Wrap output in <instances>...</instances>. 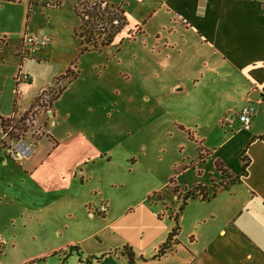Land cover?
Wrapping results in <instances>:
<instances>
[{
    "label": "rangeland",
    "instance_id": "1",
    "mask_svg": "<svg viewBox=\"0 0 264 264\" xmlns=\"http://www.w3.org/2000/svg\"><path fill=\"white\" fill-rule=\"evenodd\" d=\"M26 9V4L0 3V114H15L4 141L0 131V146L25 141L35 152L29 161L13 157L9 164L2 162L0 152V185L9 187L7 198L0 202V231L11 242L10 247L0 243L1 251L9 250L0 264H19L31 253H54L58 245H70L86 235L92 236L86 241L88 251L108 253L124 238L145 251L152 210L173 199L172 193L177 192L173 186L182 188L185 181L199 180L196 168L190 169L201 153L197 133L176 121L185 104L167 93L178 77L156 64L153 51L158 49L147 47L145 38L134 35V30L120 35L121 45L102 48L107 35L119 37L123 20L119 12L95 6L100 17L89 30L99 50L80 54L89 35L80 21L75 34L64 30L55 48L49 46L36 55L44 64L46 57L54 56L51 65L38 72L44 74L42 80L37 82L35 77L31 85L17 86L13 73L22 58ZM44 20L40 16L35 25ZM35 64H28L30 73L35 72ZM46 68L65 75L56 85L51 80L53 86L37 96L40 82H46ZM43 108L54 112L43 130L54 142L38 139V131L33 133L34 120ZM185 167L192 173L181 177ZM109 204L113 218L121 219L114 228L99 231L105 224L99 210ZM22 212L23 220L18 221ZM56 231L63 234L61 239L55 237Z\"/></svg>",
    "mask_w": 264,
    "mask_h": 264
},
{
    "label": "crops",
    "instance_id": "2",
    "mask_svg": "<svg viewBox=\"0 0 264 264\" xmlns=\"http://www.w3.org/2000/svg\"><path fill=\"white\" fill-rule=\"evenodd\" d=\"M50 1H59L60 5L50 8L33 0H6L27 5L22 58L13 76L17 83L16 76L23 72L29 80L17 86L31 85L35 77L37 82L42 80L44 74L38 75V72H44L43 67H49L54 56L46 57L44 64L36 55L44 53L49 46L55 48L64 30L75 34L80 21L86 20V14L100 1L107 9L119 12L123 20L121 29L118 28L119 37L116 34L102 48L121 45L124 41L120 35L134 30V35L145 38L147 47L158 49L153 51L156 64H162L163 71L177 75V81L169 86L167 93L183 99L185 104L178 110L176 121L183 128H194L197 133L201 153L190 169L196 168L194 173L199 180L185 181L182 188L173 186L177 191L172 193L173 199L152 210L147 231L149 247L145 251L125 238L121 239L122 245H113L108 253L88 251L86 241L92 236L86 235L70 245H58L59 250L54 253H31L30 259L19 264H42V261L61 264L64 259L65 264H131L126 248L134 253L133 264H264V0ZM40 16L45 18L43 24L35 25ZM26 36L35 40L38 49L31 44L25 46ZM29 63H36V73H30ZM64 75L58 69L46 68V82H40L37 96L53 86L51 80L56 85ZM35 101L36 98L32 104ZM249 105L256 108V113L246 129L239 116ZM52 108L39 111L33 133L38 131L41 135L38 139L51 138L54 142L49 132L43 133L49 125V114L54 116ZM0 117L15 119V114H0ZM0 131L4 141L7 136L1 124ZM9 142L0 146L2 162L9 164L13 157L12 160L27 158L29 161L35 155L25 141L29 146V154L25 156L18 154V142ZM42 160L38 162L42 164ZM244 160L248 162L245 173ZM208 165L211 169L206 170ZM190 169L185 167L180 176L192 173ZM8 188L0 185V202L7 198ZM194 188H197L195 197L188 199L179 213L185 193ZM33 202L37 204V199ZM104 206L106 211L103 213L100 208L99 214L105 224L99 231L114 228L121 219V216L113 218L111 204ZM24 212L18 221L23 220ZM175 227L178 232L169 242L170 248L155 259ZM7 229L5 224L3 230ZM62 236L56 231V238ZM0 238L3 246H11L1 231ZM15 241L12 250L16 248ZM4 249H0V258L9 254ZM74 249L79 253L77 257Z\"/></svg>",
    "mask_w": 264,
    "mask_h": 264
},
{
    "label": "trees",
    "instance_id": "3",
    "mask_svg": "<svg viewBox=\"0 0 264 264\" xmlns=\"http://www.w3.org/2000/svg\"><path fill=\"white\" fill-rule=\"evenodd\" d=\"M14 1H18V0H14ZM96 8H98V6H96ZM87 15H89L90 16V18L91 17H93L95 20H96V18H99L100 17V14L97 12V11H94V8H93V10L92 11H89L88 12V14ZM83 21L85 22V24H83V26L85 27V28H87V30H86V35H87V32H88V36H86V46H84V44H82L84 47H83V49H81L80 50V54H82L84 51H88L89 49H92V50H94V51H98L99 50V48L95 45V44H92V42L93 41H95L96 40V38L94 37L95 36V34H93L92 33V31L91 30H89L90 29V23L91 24H93V22L92 21H86L84 18H83ZM82 23V22H81ZM92 27H93V25H92ZM91 29H93V28H91ZM94 35V36H93ZM115 35V34H114ZM89 37V38H88ZM107 38L106 39H102V41H101V47H105V46H108L109 45V41L110 40H112L113 38H114V36L113 35H107L106 36ZM92 44V47H90L89 45H91ZM81 45V46H82ZM67 73V72H66ZM59 95V94H58ZM57 99V98H56ZM14 119H9V118H7V119H4V118H2V117H0V124H1V126H2V128H3V134L4 135H6V133H7V126L13 121ZM201 149V147H199V150ZM247 167H248V162L246 161V160H244V166H243V172L245 173V170L247 169ZM218 168H219V166H218ZM196 191H197V188H194V189H192L191 191H188V192H186L185 193V195H184V198H183V203H182V205H181V207H180V209H179V213L184 209V207H185V205H186V201L188 200V199H190V198H194L195 197V195H196ZM177 232H178V227H175L174 228V231L170 234V237H169V239H168V241L164 244V245H162L161 246V248H160V250L158 251V254L155 256V259H158V258H160V257H162L165 253H166V251L170 248L169 247V242L171 241V239L177 234ZM73 249V248H72ZM71 249V250H72ZM126 253H127V255H128V257H129V260H130V263L131 264H133L134 263V253L130 250V249H127L126 248ZM65 259L61 262V264H65Z\"/></svg>",
    "mask_w": 264,
    "mask_h": 264
},
{
    "label": "built area",
    "instance_id": "4",
    "mask_svg": "<svg viewBox=\"0 0 264 264\" xmlns=\"http://www.w3.org/2000/svg\"><path fill=\"white\" fill-rule=\"evenodd\" d=\"M35 2H38V3H42L44 5H46L47 7H50V8H56L60 5L59 1H50V0H33ZM97 3L99 4H95V6H98L99 8H103V9H107L105 5H103L100 1H98ZM99 18H96V20H98ZM93 17L90 18L89 15L86 14V21H96ZM114 24H117L120 22L118 21H114L113 22ZM24 43H25V46L27 44H31L33 45L34 49H38V46L35 45V40L31 37H28L26 36L25 39H24ZM24 52V51H23ZM16 80H17V83L19 82H26L29 80V76L23 72H19L18 75L16 76ZM256 113V108L253 106V105H249L247 107H245L242 112L240 113V121L242 123V126L246 129L249 128V124L252 120V117L255 115ZM22 146H25V148H22ZM17 150H20V152L18 153L20 156H25L27 154H29V146L25 145L24 142H22V144H18V148ZM107 209L106 206H103L102 209H101V212H105Z\"/></svg>",
    "mask_w": 264,
    "mask_h": 264
},
{
    "label": "bare ground",
    "instance_id": "5",
    "mask_svg": "<svg viewBox=\"0 0 264 264\" xmlns=\"http://www.w3.org/2000/svg\"><path fill=\"white\" fill-rule=\"evenodd\" d=\"M22 148H25V146H22Z\"/></svg>",
    "mask_w": 264,
    "mask_h": 264
}]
</instances>
